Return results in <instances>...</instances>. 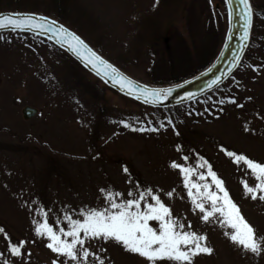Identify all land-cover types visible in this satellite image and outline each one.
I'll return each mask as SVG.
<instances>
[{"label":"rangeland","instance_id":"1","mask_svg":"<svg viewBox=\"0 0 264 264\" xmlns=\"http://www.w3.org/2000/svg\"><path fill=\"white\" fill-rule=\"evenodd\" d=\"M250 2L253 35L241 66L211 95L161 110L111 89L45 37L24 32L1 35L0 227L13 243H28L23 257H13L0 234V264L4 259L11 264L64 259L35 234L33 221L42 222L44 212L54 229H67L66 214L83 219L82 209L108 207L101 189L123 193L126 200L134 198L128 197L129 191L138 195L149 188L185 223V230L190 222L191 231L207 236L213 254L195 257L194 264H264V253H244L230 242L223 233L231 229L200 219L181 175L170 167L176 162L195 168L200 158L207 160L243 216L264 237V202L245 196L241 184L255 181L242 163L238 167L221 150L264 163V0ZM0 11L55 20L54 16H62L65 22H59L100 55L155 87L171 86V70L167 74L164 70L170 69L172 52L187 46L199 67L197 49L209 47L212 52V32L221 44L228 30L225 0H159L158 4L155 0H0ZM230 99L243 107L228 103ZM25 107L38 113L26 119ZM153 127L158 130H132ZM173 190L169 199L166 193ZM90 250L105 258V264H148L111 241H93Z\"/></svg>","mask_w":264,"mask_h":264},{"label":"snow or ice","instance_id":"2","mask_svg":"<svg viewBox=\"0 0 264 264\" xmlns=\"http://www.w3.org/2000/svg\"><path fill=\"white\" fill-rule=\"evenodd\" d=\"M155 2L158 4L159 0ZM226 2L230 5L232 0H226ZM240 4L244 9L243 39L246 42L252 28L254 10L250 0H240ZM229 15L231 16V13ZM9 28L12 31L50 34L56 38L57 43L66 46L78 58L90 64L97 74H100L103 69V74L108 75L114 84L126 88L129 93L136 92L137 98L143 97L145 103L156 104L160 99L171 96L173 92V89L139 88L93 52L78 35L48 17L19 13L0 16V30ZM2 38L0 36V39ZM240 59L241 57L237 56L235 66H239ZM252 70L259 71L255 67ZM212 83L218 84L219 81L214 80ZM228 103L237 104L234 99H230ZM237 106L243 107L239 104ZM168 123L172 122L169 120ZM124 126L129 127L127 124ZM160 127L163 128L164 124L161 123ZM132 130L156 132L158 129L153 127ZM245 130H248L247 127ZM221 150L238 167L242 163L254 179V185H250L247 180L241 181L245 196L253 201L264 202V163L253 161L245 155L226 149ZM183 159L187 163L188 157L185 156ZM170 167L178 170L193 211L202 214L200 219L205 224L218 221L220 227L231 229L230 232L226 230L223 234L244 253H252L256 256L264 253V237L258 236L256 228L243 216L239 206L225 187V182L207 160L200 158L195 168L176 162H172ZM197 169H204V171L198 173ZM100 191L104 194L108 207L99 210L82 209L79 215L83 219H73L72 215L66 214L64 220L68 225L67 229L63 227L54 229L48 222L47 212L43 213L42 222L33 221L36 225V236L48 241L45 246L57 258H64L63 260L54 259L52 264H69V262L71 264H105V258L90 250L93 241L103 243L111 241L121 246L124 251L143 258L148 264H158L161 261H167L170 264H194L195 257L213 254L214 250L208 245L207 236L191 231L190 222L187 224L189 230H185V223L173 216L172 209L164 203L159 193L151 188L140 191L138 195L129 191L128 197L134 198L126 200L122 199L123 193L105 192L104 189ZM174 191L166 193L169 199L172 198ZM151 222H155L158 227H154ZM0 234L8 241L7 250L11 256L23 257L25 253L22 250L28 242L13 243L3 227H0ZM99 251L106 252L107 249L100 248ZM0 259H3V253H0ZM3 264H11V262L4 259Z\"/></svg>","mask_w":264,"mask_h":264},{"label":"water","instance_id":"3","mask_svg":"<svg viewBox=\"0 0 264 264\" xmlns=\"http://www.w3.org/2000/svg\"><path fill=\"white\" fill-rule=\"evenodd\" d=\"M226 7H227V12H228V30L225 36L224 43L221 47V50L218 53L215 60L206 69L202 70L197 75L187 80H184L180 83L171 85V86L155 87V86L143 83L140 80H137L131 77L126 72L119 69L112 62L107 60L105 57L100 55L92 46H90L86 41H84L78 35L93 52H95L98 56H100L107 63L112 65V67L115 68L122 76H124L127 80H131L139 88L146 87L149 89H173L171 96H169L166 99H160L156 104L145 103L143 97L137 98L136 92L129 93L126 88H122L119 84H114L108 75L103 74L104 73L103 69H101L100 74H97L96 70L93 69L90 64H87L84 60H81L80 58H78L76 54L69 51L66 46H62L61 44L57 43L56 38L51 36L50 34H47V33L35 34L32 32H24V33H31V34L39 35V36L49 39L55 45H57L58 47L66 51L71 57H73L78 63H80L89 72H91L96 77H98L101 81L107 84L111 89H114L115 91L121 93L127 98L132 99L142 105L149 106V107L172 108V107H178V106L188 104L194 100H197L211 93L217 88L221 87L236 72V70L241 66L242 62L244 61V58L246 56V53L248 52L251 39H252L254 15H253L252 28L250 30L249 38L245 42L243 39L244 29H245V18L243 16V12H244L243 5L240 4V0H232V3L230 5L226 2ZM229 13H231V16L229 15ZM11 14H17V13H4V14H0V16L11 15ZM36 15L42 16L39 14H36ZM50 19L55 20L52 18ZM55 21L59 25H63L69 31L73 32L68 27H66L64 24L60 23L57 20ZM6 32H20V31L18 30L12 31L10 28L5 29V30H0V33H6ZM237 56L241 57L238 67L235 66ZM214 80L219 81V83L213 84L212 82ZM37 113H38V110L33 109V107H25V109L23 110V115L26 119H30L34 117Z\"/></svg>","mask_w":264,"mask_h":264},{"label":"trees","instance_id":"4","mask_svg":"<svg viewBox=\"0 0 264 264\" xmlns=\"http://www.w3.org/2000/svg\"><path fill=\"white\" fill-rule=\"evenodd\" d=\"M19 3H16V5ZM19 6V5H18ZM8 11V10H6ZM6 11H0V14H4V13H13V12H6ZM19 11V10H17ZM41 13V12H40ZM57 21H61V22H65L62 19V16H54ZM8 33V32H6ZM6 33H0L1 35H4ZM12 34L15 33H19V32H10ZM22 33V32H20ZM213 36V38L215 39V48L214 50L211 52L209 51V47H204L202 49H197L198 50V58L201 59L200 62H202V64L199 67H195L198 63H196L197 61L194 58V54L191 52V50H188L187 46L183 48L182 51L180 52H172L169 55V64H170V69L168 70H164V73L167 74L170 72L171 70V75H169V84H177L180 83L184 80H187L195 75H197L198 73H200L202 70H204L205 68H207L217 57L218 53L220 52L219 48L223 45L224 39L222 40L221 44L219 37H215L214 33L212 32L211 34ZM217 35V34H215ZM169 39H167V42H170L171 40V36H168ZM224 38V37H223ZM183 38H180L179 40L182 41ZM184 43V42H181ZM169 45V43L167 44V46ZM217 45V47H216ZM221 49V48H220ZM171 49L169 48L168 51H170ZM207 53H209V56L207 55ZM178 54V55H177ZM196 68V69H194ZM213 92L210 93V95ZM207 96V95H206ZM205 97V96H204ZM148 107V106H146ZM180 107V106H179ZM152 108L153 110H159V108H154V107H149ZM161 110V109H160Z\"/></svg>","mask_w":264,"mask_h":264}]
</instances>
